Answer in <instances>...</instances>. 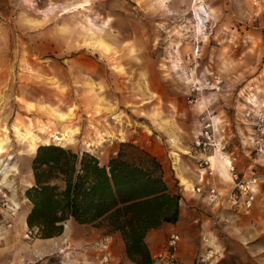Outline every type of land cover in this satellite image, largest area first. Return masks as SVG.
<instances>
[{
  "label": "rangeland",
  "instance_id": "obj_1",
  "mask_svg": "<svg viewBox=\"0 0 264 264\" xmlns=\"http://www.w3.org/2000/svg\"><path fill=\"white\" fill-rule=\"evenodd\" d=\"M75 2L84 5L64 12ZM198 3L212 15L203 33L195 28ZM261 113L264 0H0V134L7 136L0 157L12 165L5 180L0 167L1 219L16 208L5 231L25 235L21 216L35 182L30 135L39 146L89 153L101 164L129 142L157 157L171 188L199 217L194 256L206 234L216 252L212 264H264V178L249 213L224 198L192 196L199 161L215 154L211 183L216 167L229 178V162L240 175L264 173V161L256 160L264 155L253 147ZM207 122L216 129L215 151L195 148ZM244 123L251 145L240 141ZM66 130L72 142L56 141L53 135ZM225 134H234L228 144ZM36 239L44 238L24 236L21 253ZM57 261L47 256L36 264Z\"/></svg>",
  "mask_w": 264,
  "mask_h": 264
},
{
  "label": "trees",
  "instance_id": "obj_2",
  "mask_svg": "<svg viewBox=\"0 0 264 264\" xmlns=\"http://www.w3.org/2000/svg\"><path fill=\"white\" fill-rule=\"evenodd\" d=\"M32 169L26 223L35 236L60 235L63 223L73 218L120 232L127 258L151 264L147 232L179 219L181 195L169 185L157 157L138 145L120 143L106 164L89 153L40 145Z\"/></svg>",
  "mask_w": 264,
  "mask_h": 264
},
{
  "label": "crops",
  "instance_id": "obj_3",
  "mask_svg": "<svg viewBox=\"0 0 264 264\" xmlns=\"http://www.w3.org/2000/svg\"><path fill=\"white\" fill-rule=\"evenodd\" d=\"M249 126L244 123V131H246V134L243 136L242 140L240 139V141L242 143L247 142L251 145L252 136H250V134L253 131ZM227 127L228 125L226 128ZM231 136H234V134L224 135L223 138L227 137L225 144L230 142ZM243 139L245 140L243 141ZM226 153L225 156L229 158V160L236 159L233 151L226 150ZM256 160L261 163L264 161V158L258 156V159ZM226 170L229 174V178L226 179L222 176L218 167H216L214 176H216L217 181L230 183L227 189L217 186L218 184H215L217 181L213 182L212 180V185L221 194L220 198L222 200L224 198L223 194L227 193L232 185L228 166ZM33 181L34 180H32V182ZM207 195V191L204 189L202 193L194 192L192 196L206 201L208 198ZM31 207L32 205L28 207L24 214L25 221ZM188 208L189 206L186 201L182 199L180 202L179 219L177 222L163 223L158 228L151 229L147 232L145 242L151 257H154V255L163 248L168 234L175 232L180 236V241L177 247V253L180 260L183 264H192L196 250L194 238L196 235L195 233L198 230L197 225L199 217L193 212V210ZM66 224L67 228L63 229L60 235L50 238L36 239L27 253H21L18 248L20 241L24 239V235L16 233L15 228L10 231H4L2 233V242L0 243V264H22L23 262H33L37 256L46 257L52 253L53 257L57 260H67L76 264H96L94 255L96 254L97 249H95L92 244L102 240L107 241L109 245L108 252L113 260L121 262V264H134L127 258L125 242L120 232H112L108 227H97L93 224H80L73 218L68 219ZM25 226L24 233L28 229L27 224Z\"/></svg>",
  "mask_w": 264,
  "mask_h": 264
},
{
  "label": "built area",
  "instance_id": "obj_4",
  "mask_svg": "<svg viewBox=\"0 0 264 264\" xmlns=\"http://www.w3.org/2000/svg\"><path fill=\"white\" fill-rule=\"evenodd\" d=\"M257 133L253 139L254 150L260 154L264 155V113L258 115L256 119ZM216 129L213 127L212 122H207L203 129L200 131L199 135L196 137L194 144L195 148L200 151H206L213 149V151L219 149V142L215 138ZM224 147H222L223 149ZM220 148V150H222ZM198 171L196 174V184L193 186L192 191L195 193H202L205 189L207 191L208 197L211 201H219L221 194L217 189L212 185L211 178L213 175V169L211 167L210 156L201 159L198 164ZM264 170V169H262ZM230 179L232 186L229 191L226 193L224 199L225 203L234 207L238 211L243 213H249L253 207L255 196L258 190L259 181L261 178H264V173L259 175L257 169H250L248 174H242L236 172L232 167V164L229 165ZM1 186V183H0ZM16 208L10 207L9 216L6 219H1L0 216V242L2 241V233L9 227L12 226V217L15 214ZM1 215V214H0ZM67 228V224L63 223V229ZM25 238L29 239L34 236L29 228L25 232ZM180 241V236L171 232L168 234L164 246L159 250L154 257H152L151 264H183L180 260L177 247ZM208 237L204 234L201 238V244L196 252L192 264H212L216 252L208 244ZM95 247L96 254L94 255V260L96 264H121V262L115 261L111 258L108 249L109 245L106 240L98 241L92 244ZM53 253L48 257H52ZM47 257V256H46ZM45 257L37 256L35 261L32 263L36 264L41 262ZM46 264H76L67 260H58L57 262H49Z\"/></svg>",
  "mask_w": 264,
  "mask_h": 264
},
{
  "label": "bare ground",
  "instance_id": "obj_5",
  "mask_svg": "<svg viewBox=\"0 0 264 264\" xmlns=\"http://www.w3.org/2000/svg\"><path fill=\"white\" fill-rule=\"evenodd\" d=\"M198 1V0H197ZM84 4L83 3H79V2H75L73 4H69V5H66L64 6V9H66L64 12H67V8L69 9H73V8H79L81 6H83ZM193 14H194V18L196 19V23L197 25L195 26L196 28V32H202L203 29H206V23H208L211 19H212V15L208 12V7H206L204 4L202 3H198L194 6L193 8ZM211 22V21H210ZM105 33V31H104ZM195 33V32H194ZM203 33V32H202ZM194 35V34H193ZM104 36V35H103ZM102 36V37H103ZM107 36V35H105ZM204 37L206 38V33H204ZM203 37V38H204ZM104 38V37H103ZM113 38V37H112ZM107 39V38H106ZM102 49V48H101ZM132 51V50H131ZM132 53V52H131ZM130 53V55H131ZM176 64V63H175ZM176 67V66H175ZM174 67V68H175ZM143 84L144 81H143ZM149 84V83H148ZM150 85V84H149ZM145 86V85H144ZM150 87V86H149ZM249 102H252V103H256V96L255 95H250L249 98H248ZM116 118V117H115ZM119 120V119H118ZM17 128V127H16ZM19 130V128H18ZM20 131V130H19ZM48 132V130H47ZM58 132V131H57ZM72 133L73 131H70V130H66L64 131L62 134H58V133H55L53 135V137L55 138L56 141H59V142H62V141H66V142H69L71 143L72 142ZM105 133V132H104ZM106 134V133H105ZM48 135V133H47ZM36 136V135H35ZM100 136V135H99ZM38 137V136H37ZM48 137V136H47ZM50 138V137H49ZM18 140V139H17ZM26 140V139H25ZM29 140H30V143H29V151L31 154L35 155L36 151H37V148H38V143L35 139L34 136H29ZM50 140V139H49ZM102 140V139H101ZM19 142V141H18ZM7 143V136L6 135H2L0 134V154L4 152V149H5V145ZM49 143L48 142H44V145H48ZM88 144V143H87ZM90 144V143H89ZM23 147V146H22ZM23 150V149H22ZM26 150V149H25ZM223 155V154H222ZM216 157V154L211 156L210 157V161H211V165L212 163H214V159ZM227 159V158H226ZM225 159V160H226ZM231 164V162H229V165ZM0 167L2 168V171H3V180H5L7 178V175H8V172H10V168H12V165L10 166L9 165V161L7 162H4V159H2L0 157ZM14 169V168H13ZM15 170V169H14ZM182 180V183L186 184L187 181L184 180V178H180ZM3 182V181H2ZM24 184V183H23ZM21 223L23 225H26V221L24 219V214L21 216Z\"/></svg>",
  "mask_w": 264,
  "mask_h": 264
}]
</instances>
